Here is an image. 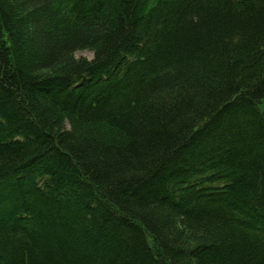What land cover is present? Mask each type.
<instances>
[{
    "label": "trees",
    "instance_id": "16d2710c",
    "mask_svg": "<svg viewBox=\"0 0 264 264\" xmlns=\"http://www.w3.org/2000/svg\"><path fill=\"white\" fill-rule=\"evenodd\" d=\"M0 264H264V0H0Z\"/></svg>",
    "mask_w": 264,
    "mask_h": 264
},
{
    "label": "rangeland",
    "instance_id": "374dc122",
    "mask_svg": "<svg viewBox=\"0 0 264 264\" xmlns=\"http://www.w3.org/2000/svg\"><path fill=\"white\" fill-rule=\"evenodd\" d=\"M75 57H85L87 59H91L92 58V53L90 51L87 50H81V51H76L74 53Z\"/></svg>",
    "mask_w": 264,
    "mask_h": 264
}]
</instances>
